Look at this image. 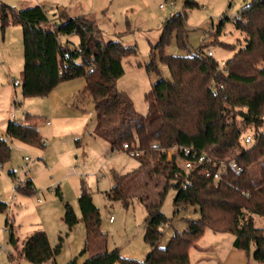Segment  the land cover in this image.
Listing matches in <instances>:
<instances>
[{
  "label": "trees",
  "instance_id": "trees-1",
  "mask_svg": "<svg viewBox=\"0 0 264 264\" xmlns=\"http://www.w3.org/2000/svg\"><path fill=\"white\" fill-rule=\"evenodd\" d=\"M196 5V0H184V9L169 15L161 26L151 53L166 64L170 76L158 78L145 93L152 111L142 114L116 87L117 78L124 73L122 59L135 52L133 47L118 39L105 41L102 30L86 14L62 15L53 22L42 5L16 9L0 4V27L19 25L22 31V96H45L59 83L82 77L85 84L77 100L92 101L96 111L94 134L107 140L113 151H124L123 143L138 151L133 156L138 167L125 174L113 172V184L106 196L128 206L131 187L141 172L150 181L164 179L158 197L145 205L143 238L150 246L145 258H126L118 248L108 250L102 244L82 264H190L189 249L206 229L231 233L232 246L246 255L256 245L257 258L264 264V226L255 225V216L264 218V134H259L264 127V0H251L232 17L234 27L244 34V44L223 65L207 55L204 45L186 55L164 53L172 35L179 48L188 49L185 9ZM226 19L230 18L219 21L216 33ZM154 68L153 57L146 69ZM36 121L37 116L26 112L23 121L7 122L5 137H0V164L9 159L7 138L45 147ZM246 134L253 138L249 144L243 142ZM180 146L206 152L214 160L233 158L243 170L236 174L227 168L214 179L218 164L205 161L190 171V184L182 188L170 180L179 170L181 157L191 156L179 153L167 159V150ZM169 187L176 190L174 211L192 206L199 215L186 218L185 228L175 230L162 247V228L170 218L162 212L161 204ZM15 189L31 193L33 181L28 178ZM55 191L60 194L58 188ZM77 201L86 229L84 252L103 233L99 231V209L83 182ZM5 206L0 201V209ZM63 220L69 230L78 222L68 203L64 204ZM7 231L16 257L32 264H57L55 256L61 249L62 236L51 246L45 231L38 230L18 245L12 225ZM67 264H77L76 259Z\"/></svg>",
  "mask_w": 264,
  "mask_h": 264
},
{
  "label": "rangeland",
  "instance_id": "rangeland-1",
  "mask_svg": "<svg viewBox=\"0 0 264 264\" xmlns=\"http://www.w3.org/2000/svg\"><path fill=\"white\" fill-rule=\"evenodd\" d=\"M183 1L176 0V7L172 8L166 0H38L48 13L78 10L86 14L102 30L105 41L118 39L135 49L122 59L124 73L117 78L116 87L131 98L135 109L142 114L152 111L145 93L158 78L170 76L166 64L157 54L153 56L155 68L146 69L153 58L152 47L159 40L166 18L184 9ZM196 1L198 5L185 9L188 49L179 48L172 35L164 53L186 55L204 45V50H210L219 65H223L244 44V34L234 27L231 19L251 0ZM20 2L22 0H2V3L19 9ZM160 4L164 8H160ZM225 16L230 19L224 20L216 33L219 21ZM11 29H18V34ZM20 29L11 25L6 40L10 42L9 50L0 49L3 73L0 75V137H5V120L9 113H14L13 120L23 121L27 112L37 116V127L46 145L44 148L35 147L7 138L9 159L0 167V201L6 203L5 208L0 209V264H32L16 257L8 240L10 225L18 238V245L38 230L45 231L51 246L57 243L59 235L62 236L61 249L55 256L57 264H67L74 259L77 264H82L102 244L108 250L118 248L123 257L144 259L150 250L143 238L145 205L158 197L164 179L158 177V182L150 181L145 172H141L131 187L132 199L128 206L106 196L113 184V172H132L138 167V160L126 151H113L107 140L94 134L96 111L93 103L90 98L77 100L85 84L82 77L62 82L49 94L39 97H23L20 85H12L14 79L20 81L23 66ZM2 53L9 57L10 67L5 65L6 71ZM174 155L173 148L167 150L168 160ZM9 171L13 172L12 176L8 175ZM28 178L33 181V192L25 194L15 189ZM82 182L99 209V231L103 233L84 252L86 229L77 201ZM56 188L61 195L57 194ZM175 193L176 190L169 187L161 204L162 212L170 218L162 228V247L175 230L185 228L186 218L199 215L192 206L174 211ZM65 203L71 205L78 217V222L70 230L63 220ZM110 216H113L112 222L108 221ZM255 225L264 226V218L255 216ZM232 241L231 233L206 229L197 240L199 248L189 249L191 264H262L257 258L256 245L246 255L243 250L233 248Z\"/></svg>",
  "mask_w": 264,
  "mask_h": 264
},
{
  "label": "built area",
  "instance_id": "built-area-1",
  "mask_svg": "<svg viewBox=\"0 0 264 264\" xmlns=\"http://www.w3.org/2000/svg\"><path fill=\"white\" fill-rule=\"evenodd\" d=\"M168 1L167 3L172 7L175 8L176 7V0H166ZM160 8H164L163 4L159 5ZM207 55L211 56L213 55L212 52L210 50H206ZM14 86H19L20 83L18 80L14 79L12 81ZM14 115H12L13 118ZM49 123V122H47ZM258 134V133H257ZM259 134L262 135L264 134V127H262L259 130ZM252 135L251 134H246L243 138V142L245 144H249L252 141ZM174 151H175V155H178L179 153L181 154H185V155H190L191 158L188 157H181L180 161H179V170L177 172H175V174L173 175V177L171 178V182L178 184L180 187L182 188H186L189 184H190V179H189V173L192 169H194L195 167H197L199 164L207 161H212L214 160L213 158H211L209 156L208 153L206 152H201L198 153L197 151H194L191 147H173ZM122 150L124 151H128V153H130L132 156L134 155H138V151L135 149H130V147L128 146L127 143H123L122 145ZM217 162L218 166H217V170L215 171V173L213 174V178L214 179H219L221 174L223 172L226 171L227 168H230L231 170H233L236 174H239L243 169L242 166L239 165L237 163V161L233 158H224V159H220V160H214V162ZM1 167V164H0ZM14 191V189H13ZM11 200V198H9ZM109 222L113 221V216H110L108 218Z\"/></svg>",
  "mask_w": 264,
  "mask_h": 264
},
{
  "label": "crops",
  "instance_id": "crops-1",
  "mask_svg": "<svg viewBox=\"0 0 264 264\" xmlns=\"http://www.w3.org/2000/svg\"><path fill=\"white\" fill-rule=\"evenodd\" d=\"M2 3V0H0V4ZM6 4V3H5ZM35 4H39V5H42L43 6V4H40L39 2H38V0H22V2H20V4L19 5H21V7L20 8H23V7H26V6H30V5H35ZM8 5V4H7ZM10 6V5H9ZM12 7V6H11ZM14 8H16V9H19L18 7H16V6H13ZM47 14H48V16L51 18V20L53 21V22H58L61 18V16L62 15H69V16H72V15H77V14H84V13H79L78 12V10H76L75 12H67L66 10H62V11H53L52 13H48L47 12ZM11 25L12 24H9V25H7V26H5L4 28H2V31H1V33H0V49L1 50H3V47H4V49H8V43H10V42H6V40H7V38H8V34L11 32L10 30H9V28L11 27ZM18 27H20L19 25H17ZM11 30H15L14 32H16L17 34H18V31H16V30H18V29H11ZM20 37H21V47H20V53L22 54V62H23V44H22V31H21V29H20ZM71 39L72 40H75V41H77V37L76 36H72L71 37ZM9 50V49H8ZM2 56H3V60L2 61H4V62H2V63H4L3 64V67H5V65H6V67L8 66V68L10 67V63H9V57L7 56V55H4V53H2ZM1 61V60H0ZM6 67H5V70L4 71H6ZM4 69V68H3ZM0 75H2L3 76V73H2V70H1V68H0ZM17 80V79H16ZM20 80H21V71H20ZM19 81V80H18ZM65 82V81H64ZM19 83H20V81H19ZM62 83V82H61ZM12 85H13V83H12ZM60 85V83L57 85V86H59ZM14 86V85H13ZM57 86H55V88L57 87ZM14 87H17V86H14ZM55 88H53V89H55ZM9 116H7V118H6V120H5V128H6V125H7V122L9 121V120H13V118H15V115H14V113L13 112H11V113H9L8 114ZM12 115H14L13 116V118H12ZM15 121H17V120H15ZM18 122H21V121H18ZM47 122H49V121H46V123ZM47 124H50V123H47ZM216 233H218V232H216ZM192 247H197V248H199L198 247V245H197V242H196V244L194 245V246H192ZM233 247V246H232ZM234 248V247H233ZM236 249V248H235ZM237 250H239V249H237ZM218 262H220V259L218 260ZM190 264H191V262H190ZM219 264H221V263H219Z\"/></svg>",
  "mask_w": 264,
  "mask_h": 264
}]
</instances>
